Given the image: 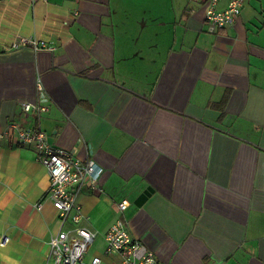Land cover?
I'll return each mask as SVG.
<instances>
[{
    "label": "crops",
    "instance_id": "obj_1",
    "mask_svg": "<svg viewBox=\"0 0 264 264\" xmlns=\"http://www.w3.org/2000/svg\"><path fill=\"white\" fill-rule=\"evenodd\" d=\"M206 8L0 0V132L35 126L22 103L39 102L49 143L104 168L103 191L78 196L97 235L87 259L110 260L104 236L121 218L163 264H264V0L222 29ZM14 134L0 140V264H55L49 176Z\"/></svg>",
    "mask_w": 264,
    "mask_h": 264
},
{
    "label": "built area",
    "instance_id": "obj_2",
    "mask_svg": "<svg viewBox=\"0 0 264 264\" xmlns=\"http://www.w3.org/2000/svg\"><path fill=\"white\" fill-rule=\"evenodd\" d=\"M245 0H229L225 9H218L220 0H207L205 20L214 28L222 29L235 23L241 14ZM30 45L35 50L46 48L52 50L45 42L22 38L18 46ZM22 109L26 114H34L38 123L31 128H21L11 123L6 130L0 132V140L11 137L12 131L16 142L31 145L38 160L47 170L50 186L46 198L53 204L61 222L57 233L48 241V257L55 264H163L156 257L155 250L148 243L132 237L125 221L119 218L105 233V262L102 256L94 255L87 259L96 233L83 226L85 219L82 205L78 201L79 194L84 190L91 192L103 191L104 168L89 158L81 160L70 151L53 146L48 135L41 126L42 113L48 107L37 102H23ZM129 206L127 200L117 203V209L123 213ZM42 205H39L41 208ZM9 237L4 234L1 245L5 246Z\"/></svg>",
    "mask_w": 264,
    "mask_h": 264
},
{
    "label": "rangeland",
    "instance_id": "obj_3",
    "mask_svg": "<svg viewBox=\"0 0 264 264\" xmlns=\"http://www.w3.org/2000/svg\"><path fill=\"white\" fill-rule=\"evenodd\" d=\"M93 248V247H92ZM105 248H106V244H105ZM94 249V248H93Z\"/></svg>",
    "mask_w": 264,
    "mask_h": 264
},
{
    "label": "water",
    "instance_id": "obj_4",
    "mask_svg": "<svg viewBox=\"0 0 264 264\" xmlns=\"http://www.w3.org/2000/svg\"><path fill=\"white\" fill-rule=\"evenodd\" d=\"M145 193L147 194V191Z\"/></svg>",
    "mask_w": 264,
    "mask_h": 264
}]
</instances>
